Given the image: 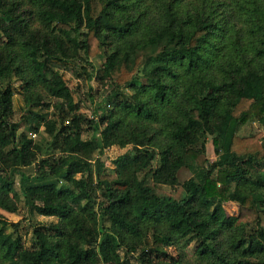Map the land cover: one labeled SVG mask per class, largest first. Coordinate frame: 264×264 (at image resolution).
Returning <instances> with one entry per match:
<instances>
[{
  "label": "trees",
  "instance_id": "1",
  "mask_svg": "<svg viewBox=\"0 0 264 264\" xmlns=\"http://www.w3.org/2000/svg\"><path fill=\"white\" fill-rule=\"evenodd\" d=\"M69 64L99 83L90 116ZM255 122L264 0H0V209L22 200L32 224L25 248L0 214V264H264V132H241ZM114 146L131 148L109 165Z\"/></svg>",
  "mask_w": 264,
  "mask_h": 264
},
{
  "label": "rangeland",
  "instance_id": "2",
  "mask_svg": "<svg viewBox=\"0 0 264 264\" xmlns=\"http://www.w3.org/2000/svg\"><path fill=\"white\" fill-rule=\"evenodd\" d=\"M95 66H98V61H94ZM74 68L72 64H69L68 66H61L60 71L64 76L65 81L67 82L68 86L72 90V96L75 100V102H80L81 107L79 109L80 112H84L85 114L89 115L92 112L93 104L90 102L88 99V90L90 86L92 85L94 88H96L99 83L96 79L92 80H85L82 77H79L76 72L74 71ZM24 79L18 80L16 82V93L14 95V106L17 110L18 117L20 114L24 111V94L22 93V84H23ZM107 84V82H105ZM109 90V88H108ZM263 131L264 132V126H261L259 123L255 122L253 124H249L247 126H244L241 130L242 133H248L249 131ZM47 131L46 129H42L41 133L37 134L36 136L33 135L36 141L38 142H45L46 137H47ZM131 146H128L126 148H120L118 146H114L111 149H108L107 152L104 153L103 157L106 158L107 163L111 165L113 163V160H115L117 157L120 155L124 154L127 150H129ZM208 155L210 156L211 159H215V153L212 147V143H208ZM28 173H33L34 172V166L31 168L26 169ZM191 176V173L187 169H182L180 172V178L182 181L185 179H188ZM181 187L178 188H171L169 186H162L160 188V191L165 194H170L177 196L180 194ZM12 196H20L21 198V193L19 189L18 183L12 188L11 190ZM35 201L37 203H41L42 199L40 198L39 195H35ZM227 211L229 214H238L239 209L236 206V204H227L226 205ZM0 214L6 218L7 220L11 222H19L21 233L23 235L24 239V247H30V242H31V234H32V224L30 223V214L28 213L27 208L23 204L22 200L20 202V206L17 210L13 212H9L3 209H0ZM55 218L53 217H47V216H42V215H36V221H53ZM122 257H124L121 254ZM121 257V258H122ZM118 260H120L118 258ZM113 264H119V261L117 263Z\"/></svg>",
  "mask_w": 264,
  "mask_h": 264
}]
</instances>
